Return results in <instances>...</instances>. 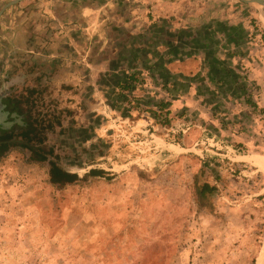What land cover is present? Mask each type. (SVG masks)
<instances>
[{
	"label": "rangeland",
	"instance_id": "374dc122",
	"mask_svg": "<svg viewBox=\"0 0 264 264\" xmlns=\"http://www.w3.org/2000/svg\"><path fill=\"white\" fill-rule=\"evenodd\" d=\"M25 1L0 17V99L19 101L42 140L31 150L15 136L0 149V264H264V7L226 0L230 24L247 32L228 48L240 55L234 69L221 74L164 85L142 59L91 55L104 32L90 30L88 56L75 52L70 74H25L27 85L3 74L21 66L24 52L7 41ZM130 74L135 87L119 90ZM160 101L170 103L168 128L147 111ZM50 161L78 180L53 182ZM91 168L110 176L83 179ZM200 169L217 187L206 203Z\"/></svg>",
	"mask_w": 264,
	"mask_h": 264
},
{
	"label": "crops",
	"instance_id": "0c3cea01",
	"mask_svg": "<svg viewBox=\"0 0 264 264\" xmlns=\"http://www.w3.org/2000/svg\"><path fill=\"white\" fill-rule=\"evenodd\" d=\"M25 2L22 9L14 14L20 17L24 13L18 20L20 29L14 43L7 41L9 46L24 52L17 55L22 60L19 62L21 66L7 70L10 67L6 64L3 74H21L22 82L27 85L31 83L29 79L26 81L25 74H70L75 52L82 58L87 57L89 44L93 41L100 42V45L96 46V51L93 47L91 55L99 57L101 52L104 55L111 50L113 57L123 62L142 59L151 64L152 72L164 79V85H181L182 80L187 79L185 74L191 72L214 76L224 73L225 69L229 71L228 67L234 69L233 64L238 62L236 60L240 55L234 54L237 50L234 52V49L228 48H232L233 44L238 46L242 35L247 32L242 29L246 24H230L234 7L226 0ZM218 12L222 13L220 19L217 18ZM28 13L33 16L31 23L25 18ZM30 25L31 31L28 29ZM90 30H97L96 35L104 32L101 41L98 38L89 39ZM106 43H112V46L105 49ZM117 70L116 73L126 72L121 66ZM213 78H210L213 84L222 85L223 78L215 81Z\"/></svg>",
	"mask_w": 264,
	"mask_h": 264
},
{
	"label": "trees",
	"instance_id": "16d2710c",
	"mask_svg": "<svg viewBox=\"0 0 264 264\" xmlns=\"http://www.w3.org/2000/svg\"><path fill=\"white\" fill-rule=\"evenodd\" d=\"M252 23H255V20L252 19ZM256 26V24L254 25ZM264 34V33H263ZM128 79L130 82L120 83L118 82V85L116 86L119 90H132L135 85H131V82L136 80L135 76L133 74L128 75ZM244 102L247 106H250L251 108H256L257 104L256 102L252 101L248 96L245 97ZM170 105L168 101H160L157 104V109H148L147 111L151 112L153 114V118L155 122H158V124L162 127L168 128L171 124L172 117L170 115V110L167 109V107ZM134 105H131V108H133ZM258 111L260 113H264V108L259 107ZM160 118V121H156L157 118ZM40 123H37L34 121V123L27 122L25 127V133H24V142H19V144L28 147L32 150V147L29 146V142H31L33 139H37L38 141L42 140V137H38L41 134L42 128L39 127ZM10 138V137H9ZM11 143V142H10ZM240 143L234 144V148H238ZM34 152V150H33ZM37 157H41L39 154H35ZM49 173L51 176V179L53 182L63 185L66 183H73L78 180L77 175H74L72 173H65L63 172L62 168L57 165L56 162H49ZM104 176L106 178H109L110 174L106 171H103L102 169H89L86 174L83 175V179H86L88 176ZM204 173L202 169L199 170V177L197 180V200L202 203L210 202V196L213 194V192L216 191V185L210 183L209 181L205 180L203 177Z\"/></svg>",
	"mask_w": 264,
	"mask_h": 264
},
{
	"label": "flooded vegetation",
	"instance_id": "af4514ba",
	"mask_svg": "<svg viewBox=\"0 0 264 264\" xmlns=\"http://www.w3.org/2000/svg\"><path fill=\"white\" fill-rule=\"evenodd\" d=\"M2 93H5V91H0V94ZM0 102L1 104L5 105L3 108L0 105V119H2L4 122H10L7 127L3 124H0L1 149L8 146L10 144V141L13 140L15 136H20L24 139L25 127L28 121L25 116L26 114L23 113L21 107L19 106V101L15 100L14 104L10 105L9 98L4 96L0 99ZM12 113H15V116L11 117Z\"/></svg>",
	"mask_w": 264,
	"mask_h": 264
},
{
	"label": "water",
	"instance_id": "95a60500",
	"mask_svg": "<svg viewBox=\"0 0 264 264\" xmlns=\"http://www.w3.org/2000/svg\"><path fill=\"white\" fill-rule=\"evenodd\" d=\"M20 1H22V0H11V1L5 3L3 6H1L0 7V17L6 8H8L12 5H15L16 3L20 2ZM241 1L246 2V3H255V4H258V5H261L264 7V0H241ZM0 105L2 108L5 106V105L1 104V102H0ZM5 113H4V115H5ZM13 116H15V113L11 114V117H13ZM0 124H3L4 126L7 127L10 124V122H4L2 119H0Z\"/></svg>",
	"mask_w": 264,
	"mask_h": 264
},
{
	"label": "built area",
	"instance_id": "2783aa9c",
	"mask_svg": "<svg viewBox=\"0 0 264 264\" xmlns=\"http://www.w3.org/2000/svg\"><path fill=\"white\" fill-rule=\"evenodd\" d=\"M11 0H0V7Z\"/></svg>",
	"mask_w": 264,
	"mask_h": 264
},
{
	"label": "bare ground",
	"instance_id": "6f19581e",
	"mask_svg": "<svg viewBox=\"0 0 264 264\" xmlns=\"http://www.w3.org/2000/svg\"><path fill=\"white\" fill-rule=\"evenodd\" d=\"M264 16V15H263ZM262 22H263V24H264V19H262Z\"/></svg>",
	"mask_w": 264,
	"mask_h": 264
}]
</instances>
